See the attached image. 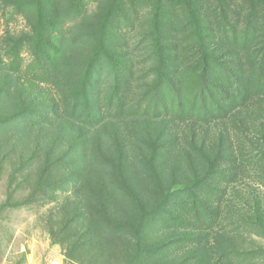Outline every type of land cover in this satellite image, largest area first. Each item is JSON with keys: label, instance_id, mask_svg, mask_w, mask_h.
Returning <instances> with one entry per match:
<instances>
[{"label": "rangeland", "instance_id": "374dc122", "mask_svg": "<svg viewBox=\"0 0 264 264\" xmlns=\"http://www.w3.org/2000/svg\"><path fill=\"white\" fill-rule=\"evenodd\" d=\"M19 1L0 0V63L8 65L14 59L20 73L30 78L35 69L28 44L33 14L18 13L14 7ZM72 1L52 0L53 16L57 18L67 13V6ZM118 1L82 0V3L88 16L101 17L105 11L117 7ZM188 1L189 8L170 0L160 9L168 74L176 78L177 94L173 95L168 86L162 87V98L156 102L146 92L154 79L150 18L155 1L134 0L129 25L115 26L124 35L126 50L133 60L126 94L128 108L122 117L106 120L96 127L89 137L114 152L123 149L135 159L131 160L135 166L141 164L140 154H147L146 147L155 146L161 155L158 163L163 170V186L170 190L188 187L194 177L203 174L208 164L214 165L216 170L230 169V176L236 170L238 175L234 174L229 182L215 176L210 181L219 189L225 188L226 196L222 201V220L211 229L214 231L209 241H220L219 248L223 253L243 255L252 252L254 258L243 264H264V161L261 158L264 154V58L260 63L255 55L263 52L264 0ZM191 16L198 18L197 25L191 24ZM55 18L52 19L55 21ZM82 25L85 24L64 25V40L70 42L72 48L79 44L82 31L89 30ZM196 33L206 36L214 55L222 59L229 55L228 59L235 64L231 68L232 75L220 68L209 70V93L203 99L197 97L195 86L199 67L195 72L192 70L198 62ZM23 39L27 44L22 48L17 46L14 57L8 55L9 49ZM75 51H72L70 62L77 68L81 53ZM77 51L85 54L87 49L77 48ZM20 81L32 96H57L53 85L37 84L22 76ZM159 102L167 109L161 118L147 119L133 112L138 105L139 110L145 108L153 114L155 109V114L161 113L163 107ZM201 102L207 104L208 109L200 110ZM103 103L98 100L99 109ZM204 113L209 117L206 118ZM61 123L56 121L54 126L58 128ZM48 132V137L53 140L59 135L58 130ZM75 135L80 137L81 131H76ZM38 136L39 128L28 141L31 143ZM9 152L2 141L0 264H51L53 261L98 264L92 259L82 260L96 241L81 238L83 233L76 234L70 229L71 223L66 218L69 217L68 210L64 213L61 210L71 196L73 184L62 191L48 192L41 198L43 178L35 173L28 178L22 176L19 159L10 156ZM112 154L117 158V154ZM124 171V176H133L131 168L126 166ZM136 171L134 180L142 184L139 178L145 177ZM203 193L209 194L211 190L204 188ZM261 214L257 225L256 215ZM102 264L115 262L105 256Z\"/></svg>", "mask_w": 264, "mask_h": 264}, {"label": "trees", "instance_id": "16d2710c", "mask_svg": "<svg viewBox=\"0 0 264 264\" xmlns=\"http://www.w3.org/2000/svg\"><path fill=\"white\" fill-rule=\"evenodd\" d=\"M154 1L150 18L154 79L146 92L157 102L162 98V87L168 86L173 95L179 90L175 89L178 83L174 75L168 74L160 12L164 2L170 0ZM118 2L101 17H90L82 0H74L68 4L67 13L57 18L53 16L52 0H21L15 4L18 13L33 14L28 44L35 69L29 78L20 73L14 59L8 65L0 63V143L4 141L10 156L19 159L22 176L28 178L35 173L43 178L41 198L73 184L71 196L61 210H68L70 229L83 233L81 238L96 241L92 250L85 253L84 261L92 259L102 264L105 256L115 264H243L252 260V252L223 253L220 241H209L214 231L211 229L222 220V201L226 196L225 188L219 189L210 181L215 176L229 182L234 174L238 175L236 170L230 176V169L216 170L208 164L188 187L170 190L163 186V170L158 163L161 155L155 146L146 147L147 154L142 152L141 164L135 166L131 163L135 159L123 149L114 152L104 143L90 139L92 130L106 120L122 117L128 108L126 94L133 60L126 50L124 35L115 26L129 25L134 0ZM173 2L189 8L188 0ZM74 22L85 24L82 26L89 30L82 31L79 44L72 48L62 32L64 25ZM190 22L195 26L198 18L191 16ZM195 38L198 62L192 70L199 67L195 86L197 97L203 99L209 93V70L220 68L232 75L235 64L229 55L225 59L214 55L206 36L196 33ZM24 40L11 47L8 55H16L17 48L27 44ZM261 44L263 52L255 54L260 63L264 41ZM72 51L81 53L77 68L70 62ZM21 76L53 85L57 96H32L20 84ZM99 99L104 102L102 109L98 108ZM161 102V113L155 114V109L153 114L145 108L139 110L138 105L133 112L147 119L161 118L167 111ZM200 106V110L208 109L202 102ZM204 116L209 117L206 113ZM56 121L62 122L58 128L54 126ZM38 128V138L30 143L29 136ZM52 130L59 132L55 140L48 137ZM76 131H81L80 137L74 136ZM261 158L264 161V154ZM126 166L133 170L132 177L124 176ZM135 171L145 177L139 178L142 184L135 182ZM204 188L211 193L205 195ZM261 217L262 214L256 215L257 225Z\"/></svg>", "mask_w": 264, "mask_h": 264}, {"label": "built area", "instance_id": "2783aa9c", "mask_svg": "<svg viewBox=\"0 0 264 264\" xmlns=\"http://www.w3.org/2000/svg\"><path fill=\"white\" fill-rule=\"evenodd\" d=\"M51 264H59L57 261H53Z\"/></svg>", "mask_w": 264, "mask_h": 264}]
</instances>
